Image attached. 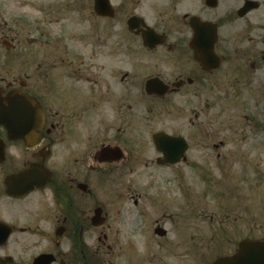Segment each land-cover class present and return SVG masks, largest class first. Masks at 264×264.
<instances>
[{
  "label": "flooded vegetation",
  "instance_id": "af4514ba",
  "mask_svg": "<svg viewBox=\"0 0 264 264\" xmlns=\"http://www.w3.org/2000/svg\"><path fill=\"white\" fill-rule=\"evenodd\" d=\"M140 56L156 61L142 77ZM110 67L155 102L218 95L205 149L250 148L264 112L237 109L264 99V0H0V264H213L236 251L209 259L212 238L182 233L195 215L180 207L183 179L164 198L147 191L157 177L111 176L131 149L130 117L110 137Z\"/></svg>",
  "mask_w": 264,
  "mask_h": 264
},
{
  "label": "rangeland",
  "instance_id": "374dc122",
  "mask_svg": "<svg viewBox=\"0 0 264 264\" xmlns=\"http://www.w3.org/2000/svg\"><path fill=\"white\" fill-rule=\"evenodd\" d=\"M119 58L128 59L127 56ZM106 60V55L100 56V63H107ZM140 60H145L141 70L132 71L131 74H140L142 77L153 72L156 62L153 57L140 56ZM115 62H118L117 59L112 62L110 56V63ZM144 94L141 84H130L123 77L122 70L110 67V137H115L117 129L124 128L130 117V136H120L130 141L131 149L127 169L116 168L111 176L131 175L141 179L147 174L148 177H157L160 183H147V191L160 190L164 198V189L170 185V178L177 177L178 181L183 179L179 192L181 194L183 191L187 196L179 195L182 204L180 207L193 208L195 215L189 221L194 229L182 233L193 235L200 242L212 238V242L216 243L215 247L205 252V257L209 256V259L230 253L243 239L264 240V132L249 136L248 143L251 144L248 146L255 149H235L234 142H229V147L225 150L205 149V144L211 142H207L203 135V112L206 107L210 112L219 111L218 95L212 103L205 106L202 96L196 99L189 97L187 88L179 95H170L163 102H155ZM233 96L234 93L230 92L228 101H234ZM261 99L259 97L249 101V110L242 108L237 111L264 112V99ZM193 109L200 112L199 119H195V137L191 134L190 126ZM142 117L152 119L145 120ZM198 127H201L199 131ZM158 130L186 138L189 143L187 163L171 167L155 166L153 161L159 153L155 150L151 135ZM128 168L130 173L127 172ZM148 181L150 179H143L139 185ZM156 187L160 189H155ZM199 261L203 264V260Z\"/></svg>",
  "mask_w": 264,
  "mask_h": 264
},
{
  "label": "water",
  "instance_id": "95a60500",
  "mask_svg": "<svg viewBox=\"0 0 264 264\" xmlns=\"http://www.w3.org/2000/svg\"><path fill=\"white\" fill-rule=\"evenodd\" d=\"M153 139L158 151L163 154L165 162L176 163L184 158L187 144L182 137H171L158 133L153 136ZM44 178V174L35 177L32 184L39 185L40 180H44ZM213 264H264V240H243L239 243L235 254L220 258Z\"/></svg>",
  "mask_w": 264,
  "mask_h": 264
}]
</instances>
